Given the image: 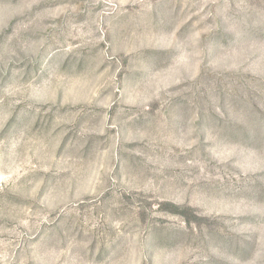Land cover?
I'll return each instance as SVG.
<instances>
[{
    "label": "rangeland",
    "instance_id": "rangeland-1",
    "mask_svg": "<svg viewBox=\"0 0 264 264\" xmlns=\"http://www.w3.org/2000/svg\"><path fill=\"white\" fill-rule=\"evenodd\" d=\"M0 264H264V0H0Z\"/></svg>",
    "mask_w": 264,
    "mask_h": 264
}]
</instances>
